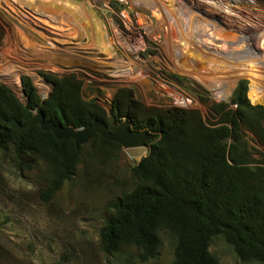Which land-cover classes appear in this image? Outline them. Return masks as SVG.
I'll return each instance as SVG.
<instances>
[{
	"label": "rangeland",
	"instance_id": "374dc122",
	"mask_svg": "<svg viewBox=\"0 0 264 264\" xmlns=\"http://www.w3.org/2000/svg\"><path fill=\"white\" fill-rule=\"evenodd\" d=\"M220 1L235 5L241 31L228 26L231 16L218 1L0 0V82L25 100L23 78L41 96L39 74L76 76L85 98L109 112L117 92L130 89L147 114L194 110L212 122V107L230 104L248 80L249 101L264 106V0ZM218 27L234 35L222 38ZM249 51L259 55L250 59L258 88L242 57ZM253 92L263 102L254 104ZM255 138L243 132L261 158L255 149L264 148ZM152 143L133 149L85 144L74 176L48 204L39 194L52 177L50 165L33 158L31 168L21 169L11 150H0V264H172L177 238L170 229L160 232L158 253L146 262L134 244L112 254L100 244L111 203L139 184L134 166ZM210 251L220 264H263L241 259L223 235L212 239Z\"/></svg>",
	"mask_w": 264,
	"mask_h": 264
},
{
	"label": "trees",
	"instance_id": "16d2710c",
	"mask_svg": "<svg viewBox=\"0 0 264 264\" xmlns=\"http://www.w3.org/2000/svg\"><path fill=\"white\" fill-rule=\"evenodd\" d=\"M46 78L52 83L46 100L29 78L22 79L25 100L0 82V150H11L21 169L31 168L29 159L50 165L52 177L39 194L48 204L74 176L84 145L58 139L39 125L21 136L7 122L28 124L39 111L47 120L80 129L107 121L109 112L96 99L85 98L76 76ZM248 91L249 81H241L230 104L212 107V122L194 110L147 114L132 90L117 92L112 114L137 130L153 131L159 140L148 142H153L149 154L134 166L139 184L111 203L112 213L100 231L104 252L134 244L140 259L149 261L160 248V232L170 229L177 238L172 264H220L210 251L217 235L241 259L264 264V152L255 149L261 158L255 157L243 139V132L251 131L264 148V106L251 104ZM90 142L120 145L100 135Z\"/></svg>",
	"mask_w": 264,
	"mask_h": 264
},
{
	"label": "water",
	"instance_id": "95a60500",
	"mask_svg": "<svg viewBox=\"0 0 264 264\" xmlns=\"http://www.w3.org/2000/svg\"><path fill=\"white\" fill-rule=\"evenodd\" d=\"M24 93V92H23ZM7 125L12 126L24 135L34 126L39 125L44 131H51L58 139H73L77 147L89 143L96 135H100L106 140L120 144L124 149L147 147L148 142L156 137V133L151 130H132L130 122L121 124L116 122V117L109 114L107 121L96 120L87 127L76 129L72 126H63L54 121L47 120L43 112L36 111L28 124H21L16 119L9 120Z\"/></svg>",
	"mask_w": 264,
	"mask_h": 264
},
{
	"label": "bare ground",
	"instance_id": "6f19581e",
	"mask_svg": "<svg viewBox=\"0 0 264 264\" xmlns=\"http://www.w3.org/2000/svg\"><path fill=\"white\" fill-rule=\"evenodd\" d=\"M216 1H218L219 3H217V5H215V6H220V11H222L223 13H225V14H228V15H230L231 16V19L229 20H227V21H229V25L228 26H233V27H235L236 28V30H240L243 26H244V24L242 25V24H240V25H238L237 26V20H235V18H238L239 16H237V12L235 11V5H232V4H223V2L222 1H220V0H201V2H203V3H206V4H213L214 5V3L216 2ZM213 2V3H212ZM221 2V3H220ZM226 21V20H225ZM215 25V24H214ZM226 25H227V23H226ZM247 26V25H246ZM218 30L220 29V27H218L217 28ZM242 30V29H241ZM240 30V31H241ZM219 32H220V34H221V36L220 37H224L225 35H226V37L228 36V35H231V37L234 35V33H233V31H225V30H223V29H221V30H219ZM218 32V33H219ZM228 34V35H227ZM238 34V33H237ZM236 35V34H235ZM225 38V37H224ZM230 38V37H229ZM241 38V40H243L242 39V37H240ZM232 39V38H231ZM247 51V50H246ZM244 56H242L243 58L244 57H246V58H248L247 60H248V63H246V64H249V66H251L250 68L248 67L247 69H248V72L252 75V77H253V84H254V87H256V88H258L259 86H260V83H259V81L257 80V75H256V68H255V63L254 62H252V61H250V59L251 58H253L254 60H256V58L258 57L259 58V55H258V53H255V52H246L245 54H243ZM260 56H263V55H260ZM195 58V57H194ZM251 63H250V62ZM262 61V60H261ZM240 62V61H239ZM246 68H245V70H247ZM242 71H244V69H242ZM252 90H254V89H252ZM250 97H251V100H252V102L254 103V104H258V103H260V102H263V98H262V96L258 93V92H253L251 95H250Z\"/></svg>",
	"mask_w": 264,
	"mask_h": 264
},
{
	"label": "built area",
	"instance_id": "2783aa9c",
	"mask_svg": "<svg viewBox=\"0 0 264 264\" xmlns=\"http://www.w3.org/2000/svg\"><path fill=\"white\" fill-rule=\"evenodd\" d=\"M35 83L38 85V86H41L43 87L42 90L40 91V94H41V98L42 100H46L49 95H50V92H51V87H52V83H50L47 78H46V75L44 74H39L38 77H37V80H35ZM24 94V93H23ZM94 99V98H93ZM106 108V107H105ZM109 112V111H108ZM110 113V112H109Z\"/></svg>",
	"mask_w": 264,
	"mask_h": 264
},
{
	"label": "flooded vegetation",
	"instance_id": "af4514ba",
	"mask_svg": "<svg viewBox=\"0 0 264 264\" xmlns=\"http://www.w3.org/2000/svg\"><path fill=\"white\" fill-rule=\"evenodd\" d=\"M109 114H112V112H110ZM115 117H116V116H115ZM126 121H129V120H127L126 118H122V119H118V118H116V122L119 123V124H121V123H123V122H126ZM129 122H130V121H129ZM130 127H131L132 130H137V129H135V128L131 125V123H130ZM138 131H145V130H138Z\"/></svg>",
	"mask_w": 264,
	"mask_h": 264
}]
</instances>
